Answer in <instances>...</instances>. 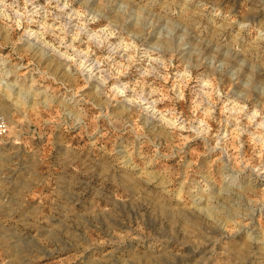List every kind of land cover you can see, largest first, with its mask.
Listing matches in <instances>:
<instances>
[{
    "label": "rangeland",
    "instance_id": "rangeland-1",
    "mask_svg": "<svg viewBox=\"0 0 264 264\" xmlns=\"http://www.w3.org/2000/svg\"><path fill=\"white\" fill-rule=\"evenodd\" d=\"M0 264H264V0H0Z\"/></svg>",
    "mask_w": 264,
    "mask_h": 264
}]
</instances>
